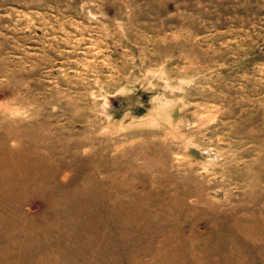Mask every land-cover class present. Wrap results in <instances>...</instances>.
Wrapping results in <instances>:
<instances>
[{
  "label": "rangeland",
  "instance_id": "374dc122",
  "mask_svg": "<svg viewBox=\"0 0 264 264\" xmlns=\"http://www.w3.org/2000/svg\"><path fill=\"white\" fill-rule=\"evenodd\" d=\"M0 264H264V0H0Z\"/></svg>",
  "mask_w": 264,
  "mask_h": 264
}]
</instances>
